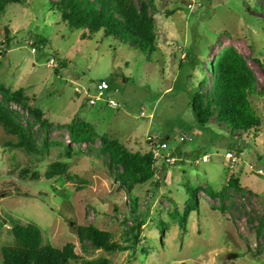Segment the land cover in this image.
<instances>
[{
	"label": "rangeland",
	"instance_id": "1",
	"mask_svg": "<svg viewBox=\"0 0 264 264\" xmlns=\"http://www.w3.org/2000/svg\"><path fill=\"white\" fill-rule=\"evenodd\" d=\"M23 1L0 14V43L7 31L12 39L0 52V82L34 97L32 104L53 125L46 138L57 145L47 155H30L7 146L16 138L0 126V264L2 248L14 243L15 223L36 225L43 245L74 244L81 260L71 264H264V11L248 6H264L263 0H152L157 51L150 60L102 33L82 40L50 11L48 3L57 0ZM227 48L239 53L255 79L251 102L262 120L255 135L230 136L214 119L202 127L190 108L199 84L211 86L207 65ZM102 81L111 89L91 105ZM13 108L24 124L31 121ZM78 117L132 152H153L157 175L126 191L110 174L99 140L71 145L60 126ZM34 133L44 136L38 127ZM164 141L168 149L160 150ZM156 154L175 160L166 163ZM55 162L67 172L48 179ZM231 177L237 185L229 184ZM187 187L198 191V209L183 229L170 213L188 205ZM83 226L110 232L122 250L87 244L85 251L78 240Z\"/></svg>",
	"mask_w": 264,
	"mask_h": 264
},
{
	"label": "trees",
	"instance_id": "2",
	"mask_svg": "<svg viewBox=\"0 0 264 264\" xmlns=\"http://www.w3.org/2000/svg\"><path fill=\"white\" fill-rule=\"evenodd\" d=\"M23 2V0H0V14L3 15L8 7ZM48 4L50 11L58 15L59 21L71 32H81L82 40H90L102 33L106 39L124 46L130 45L146 55L148 60L157 51L155 22L150 13V10L154 9L152 0H139V5L134 0H57ZM248 6L256 12L264 11L261 3L248 4ZM8 34L7 31L5 42L0 43L2 53L7 52L12 45V39ZM38 42L46 41L40 39ZM187 56L190 60L196 57L194 53H188ZM207 68L213 76L210 88L205 89L206 83L202 81L190 101L196 122L205 127L214 119L218 126H225L226 130H229L230 136L236 133L239 136L251 133L255 135L262 125V120L251 102L256 84L244 59L233 48H227L215 61L209 63ZM110 89L108 84L107 90ZM33 100L34 97L31 99L26 94L25 88L13 89L0 82V126L9 136L16 138L14 143H7V146L21 149L30 155L44 156L57 144L49 142L46 138V133L53 125L45 117L44 112L32 104ZM14 104L25 111L31 121L27 120L24 124L22 121L24 115L13 108ZM36 127L38 132L43 133L42 138L35 135ZM60 127L68 131L71 145H88L99 140L101 153L109 157L107 166L110 174L114 173L120 186L128 192H132L137 185L145 184L157 175L153 152L146 154L132 152L118 140L111 139L106 134H98L92 124L79 117ZM63 147L66 154L71 156V147L69 145ZM67 169L66 164L55 162L49 166L46 177L48 179L63 177ZM158 173L162 174V178L166 175V171ZM33 176L38 177L35 173ZM66 179L69 182H77L75 176L67 175ZM229 184L237 185V181H233L231 177ZM186 192L190 200L183 212L180 213L174 208L170 213L171 219L177 221L183 229L191 212L198 209L196 198L198 191L187 187ZM208 193L213 197L216 195L223 197L222 191L214 194L208 189ZM11 232L14 243L2 248L3 264H71L81 260L72 243L62 248L43 245L42 232L36 225L15 223L11 226ZM78 240L85 251L87 244L92 249L105 252L122 250V247L112 240L110 232L94 226L79 227ZM82 264L106 263L102 260H82Z\"/></svg>",
	"mask_w": 264,
	"mask_h": 264
},
{
	"label": "built area",
	"instance_id": "3",
	"mask_svg": "<svg viewBox=\"0 0 264 264\" xmlns=\"http://www.w3.org/2000/svg\"><path fill=\"white\" fill-rule=\"evenodd\" d=\"M108 89V83H106V82H101L98 86H97V90L99 91V95H98V97H96L95 98V100L94 99H90L89 100V102H90V104L91 105H93V104H95V101L96 100H98V99H100V97H103V91L104 90H107ZM110 104L112 105H114L115 103L113 102V101H110ZM160 150H167L168 149V144H167V142H164V143H162L161 145H160ZM230 158H232V155H231V153H229V155H228ZM156 157H161L166 163H171L172 161L174 162V160L175 159H173L172 157H170L169 155H167V156H160L159 154H156ZM202 162H207V157L206 156H203L202 157Z\"/></svg>",
	"mask_w": 264,
	"mask_h": 264
},
{
	"label": "water",
	"instance_id": "4",
	"mask_svg": "<svg viewBox=\"0 0 264 264\" xmlns=\"http://www.w3.org/2000/svg\"><path fill=\"white\" fill-rule=\"evenodd\" d=\"M0 219H1V217H0ZM235 257H236V255L235 254H232V255L229 256V259H233Z\"/></svg>",
	"mask_w": 264,
	"mask_h": 264
}]
</instances>
